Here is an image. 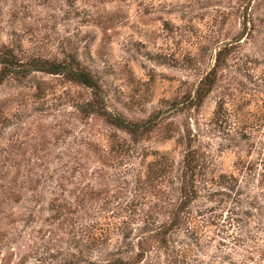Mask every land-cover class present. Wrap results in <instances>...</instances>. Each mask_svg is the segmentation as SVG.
Here are the masks:
<instances>
[{"label": "rangeland", "instance_id": "obj_1", "mask_svg": "<svg viewBox=\"0 0 264 264\" xmlns=\"http://www.w3.org/2000/svg\"><path fill=\"white\" fill-rule=\"evenodd\" d=\"M0 52V264H264V0H0Z\"/></svg>", "mask_w": 264, "mask_h": 264}, {"label": "trees", "instance_id": "obj_2", "mask_svg": "<svg viewBox=\"0 0 264 264\" xmlns=\"http://www.w3.org/2000/svg\"><path fill=\"white\" fill-rule=\"evenodd\" d=\"M222 51L220 50L215 58V65L213 70H211L201 81L200 86L196 90V105L200 106L203 100L207 97L210 93L213 84L215 82V70L219 67V62L221 61ZM0 66L2 70L0 72V84L3 82L6 70H11L14 72L16 69L19 71L21 69V63L15 59V57L10 56L7 52L2 53L0 52ZM30 69L33 71L45 73L48 75H64L71 81H75L84 87L88 88L93 96V103H90L89 106L91 107L92 113H98L100 115L106 116L108 122L117 127L122 129L123 131H128L132 135H136L142 129V126H138L132 123H128L125 120L111 116L110 114L106 113V111L101 109V89L96 81H94L93 77L82 70L79 69H72L62 64L57 63H50L42 60L32 61L31 64H28Z\"/></svg>", "mask_w": 264, "mask_h": 264}]
</instances>
